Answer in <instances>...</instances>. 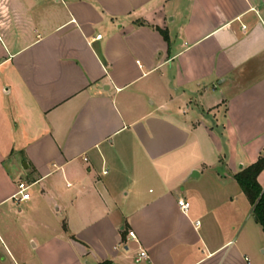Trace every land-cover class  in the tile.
Instances as JSON below:
<instances>
[{
	"label": "crops",
	"instance_id": "crops-1",
	"mask_svg": "<svg viewBox=\"0 0 264 264\" xmlns=\"http://www.w3.org/2000/svg\"><path fill=\"white\" fill-rule=\"evenodd\" d=\"M260 155L264 0H0V264H264Z\"/></svg>",
	"mask_w": 264,
	"mask_h": 264
},
{
	"label": "trees",
	"instance_id": "trees-1",
	"mask_svg": "<svg viewBox=\"0 0 264 264\" xmlns=\"http://www.w3.org/2000/svg\"><path fill=\"white\" fill-rule=\"evenodd\" d=\"M155 29L160 33L163 39L168 42L167 32L158 27ZM264 170V155H260L257 160L249 166L241 169L234 179L241 191L252 206V215L257 224L264 232V189L258 183V176ZM101 264H108L106 262Z\"/></svg>",
	"mask_w": 264,
	"mask_h": 264
},
{
	"label": "built area",
	"instance_id": "built-area-1",
	"mask_svg": "<svg viewBox=\"0 0 264 264\" xmlns=\"http://www.w3.org/2000/svg\"><path fill=\"white\" fill-rule=\"evenodd\" d=\"M100 37H101V35L96 36L97 39H100ZM29 187L30 186L25 181H19L17 183L16 192L13 195L15 201L21 202V201L28 200L30 197L29 192H28ZM177 206H178L179 210L183 213H187L188 210L190 209V204L185 199H179L177 201ZM196 225H198V222L196 223ZM127 237H128V239H131V240L136 239L133 231H129L127 233ZM147 258H148L147 253L145 251L141 250L138 257L136 258V262H139V261L147 259Z\"/></svg>",
	"mask_w": 264,
	"mask_h": 264
},
{
	"label": "water",
	"instance_id": "water-1",
	"mask_svg": "<svg viewBox=\"0 0 264 264\" xmlns=\"http://www.w3.org/2000/svg\"><path fill=\"white\" fill-rule=\"evenodd\" d=\"M197 175H198V173L195 172V171H193V172L191 173L190 177L193 178V177H195V176H197Z\"/></svg>",
	"mask_w": 264,
	"mask_h": 264
}]
</instances>
